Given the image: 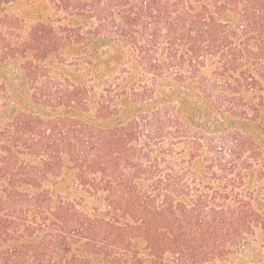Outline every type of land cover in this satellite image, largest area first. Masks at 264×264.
Wrapping results in <instances>:
<instances>
[{
    "label": "trees",
    "instance_id": "1",
    "mask_svg": "<svg viewBox=\"0 0 264 264\" xmlns=\"http://www.w3.org/2000/svg\"><path fill=\"white\" fill-rule=\"evenodd\" d=\"M0 264H264V0H0Z\"/></svg>",
    "mask_w": 264,
    "mask_h": 264
}]
</instances>
